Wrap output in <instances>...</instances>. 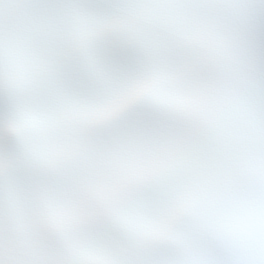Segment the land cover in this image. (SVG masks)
<instances>
[{"label": "snow or ice", "instance_id": "1", "mask_svg": "<svg viewBox=\"0 0 264 264\" xmlns=\"http://www.w3.org/2000/svg\"><path fill=\"white\" fill-rule=\"evenodd\" d=\"M0 264H264V0H0Z\"/></svg>", "mask_w": 264, "mask_h": 264}]
</instances>
